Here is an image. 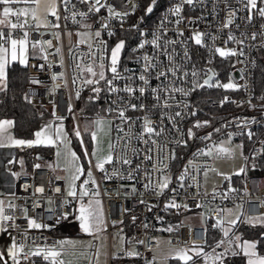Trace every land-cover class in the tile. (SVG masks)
I'll return each mask as SVG.
<instances>
[{"label": "snow or ice", "instance_id": "6c2138e0", "mask_svg": "<svg viewBox=\"0 0 264 264\" xmlns=\"http://www.w3.org/2000/svg\"><path fill=\"white\" fill-rule=\"evenodd\" d=\"M123 3H131L132 0H122ZM157 5V0H150L145 9V15L151 14ZM210 5V7H208ZM139 5L132 3L130 11H120L109 2V0H0V93L7 95L10 89V74L15 65L24 69L32 68L43 70L45 66L49 69L53 64L49 62V56H57L56 66L61 68L59 73H52L51 79L56 87H68L66 77L65 60L62 52V36L69 38L74 34L78 39L75 46H69L68 55L71 59V84L75 90V96L80 98L83 88H88L92 93L88 101L95 103L106 93L110 98L108 107L103 109V114L97 113L94 119L89 120L80 130L77 122L73 128V135L80 141L83 149V157L73 151L70 147L69 133L65 130L64 116L56 112L54 106L52 119L43 123L38 130L32 134L33 138H18L14 135L15 121L11 119H0V149H31L35 147H46L55 149V162L48 164L49 170L55 172L63 171V176H56V180H63L66 185V193L61 187H54V193L61 194L62 202L57 205L51 198H47L48 207L45 209L50 214L52 223L44 220L42 215L29 216L27 207L18 206L14 201L15 193H9V198L0 197V234H7L10 243L6 246V254L0 253V264H81L82 260L90 259L92 243H80L71 239H58L48 244L41 243L42 237L33 236L32 230H49L56 228L62 221H70V218L78 222L80 232L93 237L98 241L96 251V264H99L101 250L104 247L108 223L104 216L103 205L99 196V184L94 176V170L103 173L104 180H136L141 173L144 178V189L156 197L163 196L169 185L174 182L171 175L170 164L178 159L176 151L169 145L176 147L187 146L188 140L196 139L195 129L208 127L210 122L197 120L186 132L180 127V121L186 116L196 115L195 107L188 102L187 98L195 91L204 88H218L238 91L247 85L236 83L232 76L224 83L217 79L218 73L211 67H198L193 61L189 48L192 44L205 48L209 55L207 64L212 63V57L219 56L227 60L237 57L236 63H244L239 57H246L245 48H264V0H177L168 8L164 21L175 25L177 39H169L164 29V21L160 27L151 33V39H141L136 47L132 49L129 59L138 65L136 69H129L122 64V55L126 49V41L117 40L114 45L102 39V33L108 37L116 35L112 21L119 20L123 29L125 18L135 12ZM195 10L200 8L203 12L211 15L213 20L218 21L216 32L191 28V34L185 36L180 27L187 21L190 25L204 22L205 15L197 17H186L185 7ZM104 10L106 15H102ZM223 13V16L220 14ZM175 18L174 20L170 18ZM240 23H237V21ZM63 21V24L61 23ZM89 21H92L91 23ZM143 22V17H141ZM257 22L259 26L257 27ZM76 26L75 32L69 27ZM94 24L99 27L94 28ZM135 30L141 37L146 33L140 30L138 25H132L129 31ZM226 33V39H223ZM239 32V35L236 33ZM45 35H51L53 39H44ZM34 36L36 38H34ZM53 40L56 44H53ZM222 40L223 46L216 42ZM259 41V43H257ZM229 44L236 47H228ZM84 45L88 51H80ZM146 45H150L152 52H143ZM180 47L182 51L177 50ZM54 49V51H49ZM247 58V57H246ZM30 59H42L45 64H30ZM253 66L256 61L251 60ZM235 67V64L232 65ZM241 79H245L244 69ZM153 80L158 83L153 86ZM123 82L122 84L120 82ZM30 84H41L42 81L33 75L28 76ZM79 85V87H77ZM179 97V98H178ZM24 100L31 103V93L24 94ZM151 98L152 103H147ZM264 100V96L261 97ZM228 100L227 97L221 101V106ZM138 101V102H137ZM254 107V106H253ZM67 111L72 113V104L69 102ZM129 112L142 113L139 117L128 115ZM158 113V120L153 115ZM42 115V114H41ZM75 120V117H73ZM119 121V123H116ZM254 122V120H253ZM139 125V130L135 126ZM169 125L171 127H169ZM238 128L247 127V124H237ZM113 130L116 135L113 136ZM220 132V128L214 129ZM176 138L170 139L173 134ZM90 136L92 148L88 150L82 136ZM234 133L227 134L226 141H212V133H208L201 139L211 142L205 144L204 148L194 153V159L188 160L183 171L175 180L181 188L196 187V197H210L206 203L197 201L196 207L203 208L211 205L219 198L228 200L230 194L238 190L229 183L227 189L218 192L216 186L211 193L201 192L203 183L195 173L200 174L206 180L209 172L215 173L225 181H230L232 176L246 174L249 164L252 169L257 167L258 160H264V139L254 146L250 155H245L244 145H232ZM254 133L247 132L249 141L253 139ZM106 144V147H105ZM142 145L143 147H139ZM239 150V158L243 161L239 168L232 173H225L208 165H198L193 169L194 160L204 156L208 159H235ZM36 159H41L37 156ZM82 161H87V167ZM139 161V162H137ZM18 162L23 168L24 159L18 161L15 158L8 160V164ZM151 165V168L148 165ZM111 165V171L106 167ZM34 169H40L41 164L33 165ZM8 173L13 179H18L22 173L13 172L10 168ZM84 177L82 180L81 178ZM193 183H187V180ZM80 181L78 184L77 182ZM30 185L25 184L24 189ZM123 187V185L121 186ZM132 194H136L135 185L131 188ZM45 193L44 186H36L33 195L42 196ZM247 194V188L244 189ZM143 197L144 193H139ZM71 198V199H68ZM75 202V203H73ZM150 212L155 205L149 206L143 198L139 200ZM41 204L33 202L32 210L40 208ZM187 209V204L177 203L175 199L167 201L165 210L170 208ZM264 207V203L260 205ZM242 203H236L234 207L227 206L209 207L215 220L213 228L221 232V238L208 245L205 239L203 244L191 245L185 243L183 246L173 245L172 240L162 241L159 238H151L147 242L137 237L127 238L118 231L113 239L118 237L119 248L113 253V259L121 258L137 259L142 254L138 250L139 245H144L147 251L153 252L152 258L145 259V264H168L169 260L181 262V264H227L230 257H242L244 264H264V254L258 250V245L264 244V212L251 215L243 210ZM58 209H63L60 211ZM23 211L26 226L16 223L17 217L14 213ZM125 212L128 209H124ZM158 220L162 219L157 217ZM133 223L136 217H132ZM204 214L201 213V224H205ZM120 221H112L113 226ZM239 224H246L252 228H259L254 239H245L236 229ZM145 229L149 228L144 224ZM12 230H16L13 234ZM169 233L174 231L172 226L167 229H158ZM207 229H204L206 235ZM168 246L166 253L159 249L162 245ZM210 247L211 251H206ZM220 249V251H217Z\"/></svg>", "mask_w": 264, "mask_h": 264}, {"label": "built area", "instance_id": "2783aa9c", "mask_svg": "<svg viewBox=\"0 0 264 264\" xmlns=\"http://www.w3.org/2000/svg\"><path fill=\"white\" fill-rule=\"evenodd\" d=\"M117 10L120 11H130L132 8V3H136L139 6L136 8L135 12L125 18L123 29L120 27L119 20H113L112 25L116 35L112 37H108L106 33H102V39L108 41L110 45H114L117 40L123 39L126 41V49L122 55V64L127 66L129 69H136L138 65H136L133 60L129 59L132 55V49L138 45L141 39L147 38L151 39V33L156 31L161 22L164 21L168 8L172 6L177 0H164L162 5L155 10L151 14L145 15V9L147 5L150 3H146L145 0H132L131 3H123L122 0H109ZM210 7V5L208 6ZM102 15H106V12L102 10ZM184 15L186 17H197L200 15H205L206 20L204 22H197L195 25H190L185 21L180 27L184 30L185 36H189L191 34V28L196 27L202 30L210 31L215 33L216 27H209V25H216L218 21L213 20L211 15L203 12L202 9L197 8L195 10L189 9L187 6L185 7ZM223 16V13L220 14ZM141 17H143V22H141ZM174 20L175 18H170ZM90 23L92 21H89ZM63 24V21H61ZM237 23H240L238 20ZM132 25H138L140 30L146 33L145 37H141L139 33L135 30L129 31ZM259 26V22H257V27ZM68 27L75 32L76 26L71 25L69 23ZM99 27L98 24H94V28ZM164 29L167 32V36L169 39H177V34L175 32V25L164 21ZM228 30H224L225 34L223 39H226V33ZM239 35V32L236 33ZM34 38H36L34 36ZM44 39H53L51 35H45ZM77 37L73 34L71 38L67 35L62 36V52L65 60V68L66 77L68 78V87H56V84H60V81H56L55 83L51 79L52 73H59L61 68L57 65L58 57L57 56H49V62L53 64V67L49 69L47 66L43 70H37L28 68L25 69V75L27 82L23 87L22 99L23 102L27 105L33 106H41L47 109L51 116L52 111L55 106L56 112L60 116H64L65 119L67 117H71L74 115L75 120H77L76 115V103L77 98L75 96V90L71 84V75L72 71L69 65L71 64V59L68 55L69 46H75ZM218 45L223 46L222 40H218L216 42ZM259 43V41H257ZM53 44H56V41L53 40ZM228 47H236L235 45L229 44ZM178 52L182 51L180 47H177ZM49 51H54V49H50ZM80 51L87 52L88 49L84 45L80 46ZM152 52L151 46L146 45L143 52ZM189 51L192 54L193 61L197 64L198 67L207 66L213 68L217 73V79L221 82L227 83L228 78L231 75L233 80L240 85H247V88L241 87L238 91L218 89V88H204L198 91L193 92L188 98V102L191 103L196 109V115L191 116L188 115L186 118L180 121V127L186 132V130L192 127L193 123L197 120L199 121H209L210 125L208 127H204L201 129H195L196 139L188 140L187 146L176 147L175 144L169 145L174 148L176 151V155L178 159L173 160L170 164L171 175L174 178V182L169 185L170 189H175V191L166 190L163 196L156 197L151 192H147L143 185L145 183L143 178V173L136 180H104L103 173L97 172L94 170V176L99 184V191L101 195L99 199L103 205L104 216L107 220V234L110 233V227L113 226L112 221H124L125 218L129 219L131 225L125 237L132 238L137 237L139 239L145 240L146 242L151 238H159L162 241H167L169 239L172 240L173 245L183 246L185 243L191 245L192 241H195L196 244H203L205 239L207 240L208 245H213L215 241L221 238V232L218 229L212 227L215 220L213 218V213L208 210L209 207L216 206H227L233 207L236 203H242L244 208L243 210L251 215H257L259 213L264 212V207H260L262 203H264V175L263 174H251L249 167L247 169L246 174H242L238 185L233 186V188L237 189V192L231 193L230 198L228 200H221L219 196L215 201L212 202L211 205H208L203 208H197V201L201 203H206L210 197H193L196 194L197 188L194 186L192 188H181L179 186V182L175 180V177L183 171L184 166L187 164L188 160L194 159V153H196L199 149L204 148L205 144H210L211 142L201 139V137H205L208 133H212V141L218 142L221 139L227 138V134L229 132L234 133L232 140H239L244 143L246 146L245 155H250L253 147L259 145V141L264 139V100L261 99L264 96V91L261 89L255 90V74L257 70V65L259 63V59H264V48H245L246 57H239L241 60H245L244 63H236L237 57H231L227 60L221 59L219 56L212 57V63L207 64V60L209 59V53L205 48H201L194 44L191 45ZM255 60V66L252 65L251 60ZM30 64H45V61L42 59H30ZM235 64V67L232 65ZM240 69H244L245 79H241ZM33 75L38 80L42 81L41 84H30L28 82V76ZM123 83L122 81L120 82ZM153 86H155L158 82L153 80ZM79 87V85H77ZM88 90L87 88H83L81 91L80 97ZM89 91V90H88ZM31 93V103H27L24 100L25 93ZM90 92V91H89ZM220 93L219 96L215 97L211 94ZM203 94V97L200 95ZM227 97L228 100L223 103L221 106V101H224V98ZM179 98V97H178ZM103 100L106 108L110 103V98L106 93H103ZM198 101L204 102L206 104L207 110H202L200 106L197 104ZM69 102L72 104V113L67 111V107ZM138 102V101H137ZM147 103H152L151 98L147 101ZM254 106V107H253ZM219 109L218 113H213L212 110ZM207 111V113H206ZM210 112V113H209ZM199 113H206L207 115L201 116ZM128 115L135 117H139L142 115L140 112H129ZM158 113L153 115L154 120H158ZM254 120V122H253ZM119 123V121H116ZM237 124H247V127L238 128ZM169 127H171L169 125ZM220 128V132H215L214 129ZM135 130H139V125L135 126ZM252 131L254 133L253 139L251 141L247 138V132ZM113 136L116 135L115 130L112 133ZM176 134L174 133L170 139H175ZM139 147H143L139 145ZM139 162V161H137ZM37 164L34 162L31 167L24 172H21L22 175L18 179H14L13 191L11 193H15L16 199L15 203L21 207H27L29 209V216H37L42 215L44 220L48 223H52V219L50 214L45 211L48 207L47 198L51 197L57 205L62 202L61 194L54 193V187H61L62 191L66 193L65 182L63 180H56V175L53 171L49 170L48 167L42 166L40 169H34L33 165ZM208 165L212 166L213 160L208 159L207 157L201 156L194 160L193 169L198 165ZM109 171H111V165L106 166ZM151 168V165H148ZM193 174L198 176V179L201 180V175L195 173L193 170ZM84 177L81 178V180ZM80 181H78V184ZM187 183H193L190 179L187 180ZM28 184L30 187L25 191L24 185ZM123 185V187H121ZM135 185L137 193L132 194L131 188ZM36 186H44L45 193L42 196L33 195L34 188ZM247 188V194L244 193V189ZM227 187L217 188L218 192L225 191ZM201 192L207 191L204 188L200 189ZM209 193L212 190L207 191ZM139 193H144L143 197L139 195ZM4 198L7 200L9 198L8 195H5ZM143 198L147 201L148 205H155L152 208V211H148L147 207L144 204H140L139 200ZM71 199V198H68ZM175 199L177 203L187 204L188 208L185 209L181 207L180 209L170 208L165 210L164 205L167 201ZM33 202H38L41 204L40 208H36L32 210ZM75 203V202H73ZM124 209H128L127 212ZM205 209L208 213V219L210 221H206L202 226L201 222H195L192 220H188V218H184L188 215L189 212ZM63 211V209H58ZM14 215L17 217L16 223L22 226H26V220L23 218V211L17 210ZM136 217L135 223H133L132 217ZM157 217L162 219L158 220ZM207 222L210 223L207 225ZM68 221H62L59 226L49 230H32L30 233L33 236L42 237L41 243L45 241L48 244H51L53 241L57 240V235L55 231H65V225ZM148 224L149 228L145 229L143 227L144 224ZM120 223L116 224L118 226ZM242 224H239L236 231L239 233V227ZM169 226L174 228V231L169 233L167 231H161L158 229H167ZM120 228V225L119 227ZM207 229L206 235L204 234V229ZM13 234H16V230H12ZM219 231V235L215 238V240L209 243L210 236L212 232ZM244 238V237H243ZM92 248L90 251V259L92 264L94 263L95 251L98 245V241L92 239ZM168 246L162 245L160 250L166 249ZM138 250L141 252L142 257L133 259L136 264H145V259H151L153 256V252L147 251L144 245H139ZM206 251H211L210 247H206ZM220 251V249H217ZM115 251L114 253H117ZM108 261L111 264V256L110 248L108 247ZM122 254H119L117 259H128L121 258ZM200 264H203L202 260H199ZM81 264H89L88 260Z\"/></svg>", "mask_w": 264, "mask_h": 264}, {"label": "trees", "instance_id": "16d2710c", "mask_svg": "<svg viewBox=\"0 0 264 264\" xmlns=\"http://www.w3.org/2000/svg\"><path fill=\"white\" fill-rule=\"evenodd\" d=\"M146 3H149L150 0H145ZM164 0H157V5L155 6V10L162 5ZM27 82L25 69L19 65H15L10 74V91L7 95L0 93V119L7 118L15 121V127L13 129V133L16 137L29 139L32 138V134L34 130L37 128L40 120L45 117H50L51 114L48 110L41 106H33L27 105L23 102L22 92L25 83ZM255 90L261 89L264 91V59H259V63L257 65V70L255 74ZM88 89V88H87ZM211 94V93H209ZM92 93L86 90L84 94L80 97L81 105L87 111H93L94 109H102L104 108L105 103L102 98L95 103H91L88 101V97L91 96ZM215 97L219 96L220 93L211 94ZM204 95L201 94L200 97ZM202 110H207L206 104L204 102L198 101L197 103ZM97 109V110H98ZM213 113H218L219 109L212 110ZM207 113V111H206ZM206 113H199L201 116H206ZM210 113V112H209ZM42 114V115H41ZM52 117V116H51ZM69 117H67L64 121H67ZM72 137V134H70ZM52 148L46 147H35L31 149H15L14 155L15 158H23L24 159V171H27L31 165L36 162L34 158L35 154L41 156H50L51 157ZM16 162L13 163L15 165ZM249 170L251 174H263L264 175V160L257 161V167L252 169L251 164H249ZM238 185V182L235 183ZM210 223L207 222V225ZM119 230H122V233L127 234L130 228L129 219L125 218L123 223H120ZM261 231L259 228H252L249 225L242 224L239 227V233L243 235L244 238H256L257 233ZM61 231H55V234L58 235ZM219 235V231L212 232L209 243L213 242L215 238ZM258 250L261 254H264V244L258 245ZM111 263L113 264H136L135 261L129 260H120L119 259H111ZM168 264H181L179 261L169 260ZM199 264V263H198ZM227 264H244V260L242 257H230L227 260Z\"/></svg>", "mask_w": 264, "mask_h": 264}, {"label": "rangeland", "instance_id": "374dc122", "mask_svg": "<svg viewBox=\"0 0 264 264\" xmlns=\"http://www.w3.org/2000/svg\"><path fill=\"white\" fill-rule=\"evenodd\" d=\"M105 108H106V106H104V108L102 107V109H98V108H97L98 110L94 109L91 112L87 111L81 105V100L79 98L77 100V103H76L77 120H74L73 119L74 115H72L71 117H69V119L67 121H64L65 130L69 133V137L71 140L70 147L73 149V151L77 152V154L80 155L81 157H83V149L80 146V141L77 140L75 135L72 134L73 128L76 125V123L78 122L79 126H80V130L83 132L85 124L89 120L94 119L96 117L97 113L103 114L102 110ZM49 120H51L50 117L43 118L39 122L36 130H38L39 127L43 123H46ZM70 134H72V137L70 136ZM82 139L85 141V144H86L88 150L91 151L92 143H91L90 136L85 134L82 136ZM222 140L226 141L227 138L221 139L218 142H220ZM237 144H243L244 145V143L242 141L232 140L233 146L237 145ZM105 147H106V144H105ZM5 150L8 153V159L11 158L10 149H5ZM245 151H246V146L244 145V152ZM212 160H213V164L211 166L212 168H216L220 171H223V172L229 173V174L232 173L235 169L239 168L240 165L243 163V161L239 158V150H237V157L235 159L221 158V159H212ZM54 162H55V149H53V148L51 151V158L43 159V160H37V163H39L41 165H45V166H47L48 164L54 163ZM82 163L84 164L85 167H87V161H82ZM17 168L18 169L21 168V166L18 162H17ZM11 170L13 171V169H11ZM5 171H7V170L5 169ZM57 173H59L58 175H60L62 173L61 176L64 175L63 171H60V170H57ZM241 175L240 176H232L230 181H225V180H223L222 177L217 176L215 173L209 172L206 180L201 175V182L203 183V188L207 191L213 190L214 186H216V188L227 187L229 183L233 187V186H235V183L239 182ZM12 179L13 178L11 177V175L9 173H7V177H5V182H6L5 188L11 187ZM7 191L9 193L12 192V190H10V189ZM201 213L204 214L205 221H210L208 219V213L205 209H202V210L198 209V210L191 211L184 218H188V220L190 219V220L195 221V222H201ZM72 221H73V223L68 221V223L65 225V231H62L57 235V240L58 239H71V240H75V241H78V242L83 243V244H87V243L91 242L93 237L88 236V235L80 232L78 222H76L74 219H72ZM118 227H119V225L118 226H111L109 235L107 234V232L104 234L105 241H104V247L101 250V255L99 257V264H109L108 256H107L108 247L110 248L111 256L119 248L118 237L115 240L113 239L115 234L118 232ZM245 239H254V238H245ZM167 251H168V248L160 250V252L162 254L166 253ZM86 261H87V259H84V260H82L81 263H84ZM198 263L200 264L199 261H198ZM93 264H96V257L94 258Z\"/></svg>", "mask_w": 264, "mask_h": 264}, {"label": "crops", "instance_id": "0c3cea01", "mask_svg": "<svg viewBox=\"0 0 264 264\" xmlns=\"http://www.w3.org/2000/svg\"><path fill=\"white\" fill-rule=\"evenodd\" d=\"M47 110V109H46ZM50 118L52 119V117L50 116ZM3 119H7V118H3ZM41 121V120H40ZM36 131V129L34 130ZM19 138V137H18ZM16 148H12L10 149V152H11V158H15V155H14V151H15ZM9 158V159H11ZM49 158H51L49 156ZM48 158V159H49ZM8 153L5 149H0V197L4 198L5 195H8L9 192L7 190H12L13 191V184H14V179H12V184H11V187L10 188H5V177H7V173L8 171H5V169L7 170L8 168L10 169H13V172H24V167L23 168H17V162L15 165L13 164H8ZM20 158H15V160H19ZM37 162V160H36ZM2 163V164H1ZM42 166H45V165H42ZM47 167V166H46ZM17 168V169H16ZM59 172V171H58ZM60 173V172H59ZM59 173H57V171L54 172V174L58 175ZM62 174V173H61ZM60 174V176H61ZM78 183V182H77ZM65 188H67L66 186V183H65ZM234 207V206H233ZM229 208H232V207H229ZM71 222L73 223L72 221V218H70ZM118 231L119 228H118ZM62 232V231H61ZM124 236L125 234L122 233ZM10 243V239L9 237L7 236V234H0V253H5L6 254V246ZM118 250V249H117ZM116 250V251H117ZM121 259H119L120 261ZM126 260H129V261H134L133 259H126ZM113 264V263H111Z\"/></svg>", "mask_w": 264, "mask_h": 264}, {"label": "water", "instance_id": "95a60500", "mask_svg": "<svg viewBox=\"0 0 264 264\" xmlns=\"http://www.w3.org/2000/svg\"><path fill=\"white\" fill-rule=\"evenodd\" d=\"M37 156L41 157V159H36ZM34 158H35L36 160H43V159H48L49 156H41V155L35 154V155H34Z\"/></svg>", "mask_w": 264, "mask_h": 264}]
</instances>
